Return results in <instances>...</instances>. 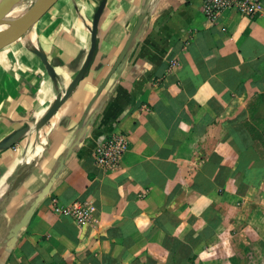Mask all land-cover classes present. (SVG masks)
I'll return each mask as SVG.
<instances>
[{
  "label": "crops",
  "instance_id": "crops-1",
  "mask_svg": "<svg viewBox=\"0 0 264 264\" xmlns=\"http://www.w3.org/2000/svg\"><path fill=\"white\" fill-rule=\"evenodd\" d=\"M100 1L59 0L0 50V142L31 126L0 150V264H230L242 242L250 263L264 264V148L255 136L264 138V15L227 10L210 21L203 0H107L88 75L38 131L86 60ZM113 133L127 135L129 149L107 171L94 152ZM49 183L10 248V231ZM75 201L96 207L88 225L57 212Z\"/></svg>",
  "mask_w": 264,
  "mask_h": 264
},
{
  "label": "water",
  "instance_id": "water-1",
  "mask_svg": "<svg viewBox=\"0 0 264 264\" xmlns=\"http://www.w3.org/2000/svg\"><path fill=\"white\" fill-rule=\"evenodd\" d=\"M19 0H0V17H1V25L6 24L7 27L3 30H0V50L14 43L15 41L23 38L34 26L37 22H39L53 7L59 0H38L35 5L28 10L24 15L18 18H10L8 12L9 6L14 4ZM107 0H101L100 4L95 12L93 24L91 28V47L86 57L85 62L83 63L81 69L77 73L76 77L70 83L67 89L60 92L52 105L49 107L48 111L45 115L36 123L35 129H42L51 119L52 117L59 111V109L64 105V103L71 97L72 93L79 86L80 82L85 79V77L89 73V69L93 60L96 56L97 47H98V26L103 14V11L106 7ZM144 17H141L136 24L134 30L132 31L124 49L119 55L114 67L112 68L110 74L106 77L105 81L99 88L97 94L95 95L93 102H95L99 96L102 94L103 90L106 88L110 78L116 72L118 67L121 65L123 60L125 59L131 45L133 44L140 28L143 23ZM33 52L39 56L41 61L46 67V70L55 83L58 86L60 77L56 72L55 65L50 63L47 55L44 51L38 47L33 48ZM93 104V103H92ZM31 131V126L26 125L12 133L10 136L5 138L0 142V150L10 149L18 144L21 139ZM21 180V179H20ZM19 180V181H20ZM52 183H49L47 187L42 191V193L35 199V201L31 204L29 209L26 211L25 215L22 217L20 222L10 231L9 233V247L13 248L18 241L20 233L28 227L31 218L33 217L37 206L41 201L47 196L50 191Z\"/></svg>",
  "mask_w": 264,
  "mask_h": 264
},
{
  "label": "built area",
  "instance_id": "built-area-1",
  "mask_svg": "<svg viewBox=\"0 0 264 264\" xmlns=\"http://www.w3.org/2000/svg\"><path fill=\"white\" fill-rule=\"evenodd\" d=\"M227 10H235L244 17L254 19L264 15V3L263 0H203V12L210 21H216L221 13ZM128 149L127 135L110 134L98 144L94 152V163L107 171H112L119 166ZM56 210L73 218L78 225L85 226L92 221L96 207L89 202L75 201L68 207L57 205Z\"/></svg>",
  "mask_w": 264,
  "mask_h": 264
},
{
  "label": "rangeland",
  "instance_id": "rangeland-1",
  "mask_svg": "<svg viewBox=\"0 0 264 264\" xmlns=\"http://www.w3.org/2000/svg\"><path fill=\"white\" fill-rule=\"evenodd\" d=\"M23 1H24V4L21 5L20 7H17L15 10H12L9 13V15L14 16L15 18H18V17L24 15L28 10H30L35 5V3L38 0H23ZM6 27H7V25L4 24L0 27V30L5 29ZM240 231H241V229L236 230L237 233H239ZM241 239H242V237L240 238V240ZM250 262L253 263L252 250L250 249L249 245H246L244 242H242V248H241V252L239 253V257L234 258L230 264H251Z\"/></svg>",
  "mask_w": 264,
  "mask_h": 264
},
{
  "label": "trees",
  "instance_id": "trees-1",
  "mask_svg": "<svg viewBox=\"0 0 264 264\" xmlns=\"http://www.w3.org/2000/svg\"><path fill=\"white\" fill-rule=\"evenodd\" d=\"M245 127H246V130H247L250 134H253V135H254V132H255V131H254V128L251 127L250 124L245 123ZM255 134H256L255 136H257V137L259 138V140H260V142H261V145H262L263 148H264V138H263L261 135H259L258 132L255 133Z\"/></svg>",
  "mask_w": 264,
  "mask_h": 264
},
{
  "label": "bare ground",
  "instance_id": "bare-ground-1",
  "mask_svg": "<svg viewBox=\"0 0 264 264\" xmlns=\"http://www.w3.org/2000/svg\"><path fill=\"white\" fill-rule=\"evenodd\" d=\"M24 4V1L23 0H19V1H17V2H15L14 4H12L11 6H9V8H8V12L9 11H12V10H15L17 7H20L21 5H23ZM9 17L10 18H15L14 16H12V15H9ZM1 17H0V25H1ZM1 27V26H0Z\"/></svg>",
  "mask_w": 264,
  "mask_h": 264
}]
</instances>
